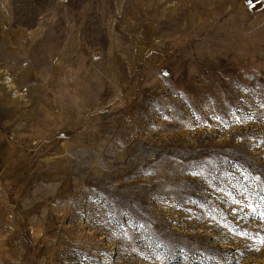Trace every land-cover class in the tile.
<instances>
[{
  "label": "rangeland",
  "instance_id": "374dc122",
  "mask_svg": "<svg viewBox=\"0 0 264 264\" xmlns=\"http://www.w3.org/2000/svg\"><path fill=\"white\" fill-rule=\"evenodd\" d=\"M264 0H0V264H264Z\"/></svg>",
  "mask_w": 264,
  "mask_h": 264
},
{
  "label": "snow or ice",
  "instance_id": "6c2138e0",
  "mask_svg": "<svg viewBox=\"0 0 264 264\" xmlns=\"http://www.w3.org/2000/svg\"><path fill=\"white\" fill-rule=\"evenodd\" d=\"M262 242H264V241H262Z\"/></svg>",
  "mask_w": 264,
  "mask_h": 264
}]
</instances>
